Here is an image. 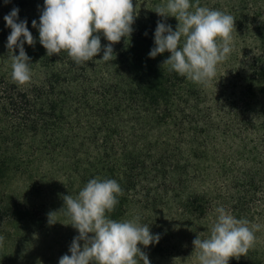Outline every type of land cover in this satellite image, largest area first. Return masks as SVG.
Returning a JSON list of instances; mask_svg holds the SVG:
<instances>
[{"label":"trees","instance_id":"1","mask_svg":"<svg viewBox=\"0 0 264 264\" xmlns=\"http://www.w3.org/2000/svg\"><path fill=\"white\" fill-rule=\"evenodd\" d=\"M160 1L142 0L112 61H98L101 51L77 64L64 50L47 56L39 43L32 21L43 0H0V264H39L10 253V243L42 231L63 197L92 178L120 184L114 220L140 209L144 221H158L175 210L212 224L218 206L264 208V48L221 82L194 83L163 65L168 52L148 56L157 21L177 26L154 12ZM13 7L37 41L24 45L33 64L23 85L12 80L6 48ZM55 218L71 220L63 210Z\"/></svg>","mask_w":264,"mask_h":264},{"label":"clouds","instance_id":"2","mask_svg":"<svg viewBox=\"0 0 264 264\" xmlns=\"http://www.w3.org/2000/svg\"><path fill=\"white\" fill-rule=\"evenodd\" d=\"M9 2L5 0V4ZM154 12L165 19L175 17L178 24L173 30L171 25L157 21L154 47L148 56L155 58L168 52L163 65L169 66L170 71L208 86L216 76L217 66L233 50V16L200 6L198 0H164ZM18 13L19 8L13 7L4 21L11 29L6 42L12 53L11 77L23 85L31 80L33 64L24 45L34 46L37 41L28 29L27 20L20 19ZM136 16L133 0H43L39 23L33 20L32 27L38 30L39 43L49 57L64 50L80 64L103 51L98 61L109 62L115 57L113 45L122 38L130 39ZM101 36L109 43L102 46ZM15 49L18 55L13 54ZM122 191L117 180L97 177L90 179L76 196L63 197L61 210L70 217V225L78 235L68 248L70 254L61 256L58 264H141V261L151 264L138 245L147 249L159 242L160 235L141 224L138 216L130 220L110 218ZM58 212L47 214L50 225L57 223ZM260 227L250 225L245 218H236L223 206L216 207L210 234L205 238L197 235L192 241L196 261L228 264L230 258L245 256Z\"/></svg>","mask_w":264,"mask_h":264},{"label":"rangeland","instance_id":"3","mask_svg":"<svg viewBox=\"0 0 264 264\" xmlns=\"http://www.w3.org/2000/svg\"><path fill=\"white\" fill-rule=\"evenodd\" d=\"M163 2L164 0H161L158 3L161 5ZM198 4L226 12L234 18L233 50L228 58L217 66L214 78V81L221 82L231 66L241 67L244 63L251 61L264 48V0H198ZM143 5L142 0H133V8L136 12ZM172 18L178 24L176 18ZM260 191L264 193V187L260 188ZM222 193L224 194V192ZM52 195L47 193L41 200L48 203ZM225 208L236 218H245L250 222V225L261 226L256 231L257 239L247 254L239 258H230L229 261L256 257V259H261L264 264V208L259 205L256 207L245 205V209L238 207L234 211L230 206ZM142 213L143 211L140 209L132 210L122 220H130L138 216L141 224L148 225L152 233L160 235L159 242L149 245L147 249L138 245L142 251L147 253L151 264H198L193 252L192 241L197 235L201 238L209 235L211 223L201 224V220L192 218L184 220L175 210L163 211L162 218L158 221L149 218L146 219L148 221H144ZM55 219L57 223L52 225L47 223L42 231L29 233L21 239L22 242H18V245L17 242H11L10 253L15 252L16 255L28 260H36L39 264H58L61 256L70 254L68 248L78 232L70 225L71 220L61 223L59 219ZM141 264H143L142 261Z\"/></svg>","mask_w":264,"mask_h":264}]
</instances>
